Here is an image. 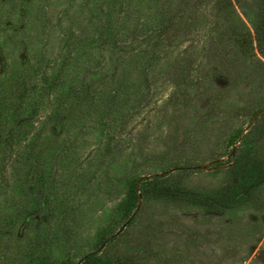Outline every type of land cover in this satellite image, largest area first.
<instances>
[{
    "label": "rangeland",
    "instance_id": "374dc122",
    "mask_svg": "<svg viewBox=\"0 0 264 264\" xmlns=\"http://www.w3.org/2000/svg\"><path fill=\"white\" fill-rule=\"evenodd\" d=\"M96 6L94 0H0V83L25 66L53 63L59 33L73 12L87 9L85 19L91 12L93 19ZM188 6L186 0L177 5L175 20L181 31L190 23L199 39L180 35L174 54L196 52L189 82L146 84L132 64L104 80L100 65L112 70L113 58L105 52L104 63L91 49L72 75L83 91L82 111H68L60 125L48 119L52 106L46 103L30 114L19 145L0 147V264L77 257L99 234L117 228L130 179L188 164L197 170L172 169L166 178L167 184L179 181L184 195L138 202L142 224L154 236L152 253L172 257L174 264H264V180L233 204L212 199L226 181V152L238 147L226 144L230 132L251 123L248 115L233 116L232 107L264 97V84L252 95L246 82L230 88V78L243 68L231 35L218 39L216 30H207L210 23L192 25ZM27 146L29 160L20 156ZM257 147L264 162V135Z\"/></svg>",
    "mask_w": 264,
    "mask_h": 264
},
{
    "label": "trees",
    "instance_id": "16d2710c",
    "mask_svg": "<svg viewBox=\"0 0 264 264\" xmlns=\"http://www.w3.org/2000/svg\"><path fill=\"white\" fill-rule=\"evenodd\" d=\"M94 1L97 2V13L93 19V12L85 19L89 11L77 9L71 21L63 26L53 63L41 65L42 62H38L40 64L33 68L25 66L8 83H0V90L3 88L0 96V147L5 146L11 151L19 145L27 135L25 129L32 124L33 115L30 114L41 110L46 103L52 106L48 119L60 125L68 111H82L83 91L75 84L79 79L74 80L72 75L77 61L91 49L98 50L104 63L105 52L113 58L112 70L100 65L99 69H104L99 74L104 80L116 79L122 67L129 64L138 67L146 84L163 80L180 87L191 79L188 68L196 52L189 50L181 57L174 54L180 35L185 39H199L197 33L191 31L190 23L182 31L176 23L177 5L185 0ZM186 2L192 11V25L206 27V23H210L207 30H216L218 39L231 35L230 46L243 59V68L230 78V88L246 82L250 85L247 95L256 93V89L264 84V0ZM164 63L166 67L163 70ZM5 65L4 73H7ZM68 76L70 79L67 81ZM117 90L112 89L118 94ZM254 99L247 97L249 103L232 107L233 116L248 115L251 123L246 128L230 132L226 140L228 147L235 143L238 147L235 151L230 148L226 152L231 164L226 169L225 183L214 190L212 199L215 203L233 204L234 199L250 192L264 180V162L257 155V142L264 135V97L256 99V105L252 103ZM27 104L30 107L26 112ZM27 147L29 150L20 156L29 160L32 151L31 146ZM16 154L19 152L15 151ZM215 159L214 165H217ZM172 169L180 174L197 170L190 164L172 166L160 173L130 179L121 201L120 223L114 231L99 234L92 247L77 257L45 258L47 261L44 259L38 264H147L148 261L151 264H174L172 257L154 254L155 250L152 253L154 236L149 235L143 226L142 209L138 206V202L148 196L177 199L186 193V188L179 181L166 183Z\"/></svg>",
    "mask_w": 264,
    "mask_h": 264
}]
</instances>
